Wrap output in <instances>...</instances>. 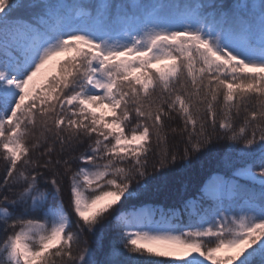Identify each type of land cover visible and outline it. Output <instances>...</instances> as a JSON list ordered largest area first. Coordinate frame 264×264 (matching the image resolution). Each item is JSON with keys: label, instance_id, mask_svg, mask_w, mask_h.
Instances as JSON below:
<instances>
[{"label": "snow or ice", "instance_id": "snow-or-ice-1", "mask_svg": "<svg viewBox=\"0 0 264 264\" xmlns=\"http://www.w3.org/2000/svg\"><path fill=\"white\" fill-rule=\"evenodd\" d=\"M0 264H264V0H0Z\"/></svg>", "mask_w": 264, "mask_h": 264}, {"label": "trees", "instance_id": "trees-1", "mask_svg": "<svg viewBox=\"0 0 264 264\" xmlns=\"http://www.w3.org/2000/svg\"><path fill=\"white\" fill-rule=\"evenodd\" d=\"M211 172H212V169L211 168H204L203 171L200 174V177H198V179H200V178H206L207 175L209 173H211Z\"/></svg>", "mask_w": 264, "mask_h": 264}]
</instances>
